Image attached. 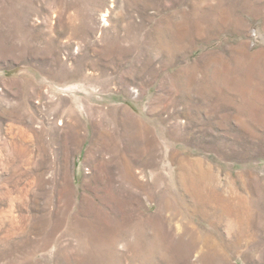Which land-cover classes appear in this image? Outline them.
<instances>
[{
	"label": "rangeland",
	"instance_id": "374dc122",
	"mask_svg": "<svg viewBox=\"0 0 264 264\" xmlns=\"http://www.w3.org/2000/svg\"><path fill=\"white\" fill-rule=\"evenodd\" d=\"M0 264H264V0H0Z\"/></svg>",
	"mask_w": 264,
	"mask_h": 264
},
{
	"label": "bare ground",
	"instance_id": "6f19581e",
	"mask_svg": "<svg viewBox=\"0 0 264 264\" xmlns=\"http://www.w3.org/2000/svg\"><path fill=\"white\" fill-rule=\"evenodd\" d=\"M190 183H191L190 185L196 186V183L194 181H191ZM194 188H195L194 190L196 192L195 195L198 197V199L199 200L203 199L201 190L198 189L197 187H194ZM208 190L209 191H206V192H209L212 196H217V198H218V196H220L219 191L214 186L208 187Z\"/></svg>",
	"mask_w": 264,
	"mask_h": 264
}]
</instances>
